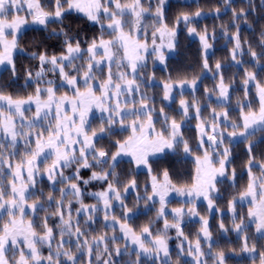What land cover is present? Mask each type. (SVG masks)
I'll return each mask as SVG.
<instances>
[{"label":"snow or ice","instance_id":"1","mask_svg":"<svg viewBox=\"0 0 264 264\" xmlns=\"http://www.w3.org/2000/svg\"><path fill=\"white\" fill-rule=\"evenodd\" d=\"M231 3L232 0H224L226 7H231ZM166 4L167 0H0V66L6 65L12 77L17 75L14 54L24 51L20 41L27 25L47 29L50 24H59L58 35L64 37L60 54L46 50L31 53L32 59L38 61L35 71L30 68L24 71L25 83L34 84L32 94L14 96L0 88V264H120L114 257L126 254L134 257L127 264H142L144 257L151 264H173L167 235L170 229L176 230L177 238H183L178 245L179 255L191 257L192 264H209V259L213 264H227L225 251L214 250L209 220L200 215L196 203L203 198L209 214L219 211L216 201L223 196L217 184L221 180L236 181L230 145L238 138L247 144L248 182L237 196L227 201L232 229L225 226L223 219L219 229L225 234L235 231L243 236L241 252H258L257 244L249 242L248 225L237 212V205L249 202L247 218L254 224L259 239L264 240V163H258L252 154V137L257 131L264 133V84L258 80L256 71L244 70V99L237 102L240 121L237 123L229 115L232 84L225 82L222 64L217 61L214 75L219 83L205 92L209 96L218 93L221 111L211 108V119H203L198 100L180 99L179 115L183 119L178 122L165 113L164 107L157 110L154 97L142 91L152 86L150 80H155L154 74L148 76L145 72L149 61L165 64L166 52L175 50L179 43L178 29L183 24L190 35L199 38L203 68L211 72L209 41L215 39L214 32L209 33L207 28L200 32L194 26L205 13L181 12L170 25L165 16ZM247 5V9L239 11L231 8L236 31L230 37L233 43L230 54L233 62L242 64L237 58L245 55L247 44V54L255 65L264 60V30L258 44L262 51L257 53L250 43L242 42L237 21H247L257 7L264 12V4L254 5L253 0H247ZM72 13H82L88 21L99 25L101 34L83 41L70 35L71 29L64 26V21ZM215 13L219 15L220 8ZM221 31L225 37L229 36L227 29L222 27ZM104 32L109 39L104 38ZM261 71L264 72V66ZM49 74H55L57 80L48 79ZM250 84L256 89L257 110H253L248 99ZM185 86L195 90L197 79L177 82L169 77L168 82L161 84V99L175 102L173 90ZM62 88L70 89L72 94L67 91L58 94ZM93 109L106 113L100 117L99 130L90 122ZM193 118L198 121L195 149L184 137V125ZM117 128L130 134L114 141L115 151L98 146L102 139L117 134ZM180 150L185 155L202 152V156H195V176L190 186L177 187L167 170L161 173L162 179L153 174L152 164L156 161L152 157ZM123 156H129V163L135 168L147 169L151 178L144 186L145 194H137V201L160 205L156 219L163 221V228L155 235L151 225L142 227L137 234L127 223L134 212L125 198L138 185L135 178L121 182L122 173L117 168ZM257 166L259 175L253 172ZM84 172L88 175H83ZM45 178L53 191L46 193L38 187ZM93 182L105 187L88 192ZM171 193L184 197L191 207L168 209ZM86 196L96 203L86 204ZM117 204L122 219L115 215ZM40 212L47 215L41 217ZM97 213H102L106 227L113 232L118 230L121 236L102 233L89 237L81 224H95ZM168 214L173 217L171 222ZM29 216L35 217L36 222ZM186 216L197 217L201 224L194 242L182 228ZM50 220L56 223L50 226ZM121 239L123 248L117 243ZM201 240L206 243L207 252ZM130 245L135 246L131 253ZM44 248L48 249L46 255ZM258 261L264 264V251L258 252Z\"/></svg>","mask_w":264,"mask_h":264},{"label":"trees","instance_id":"2","mask_svg":"<svg viewBox=\"0 0 264 264\" xmlns=\"http://www.w3.org/2000/svg\"><path fill=\"white\" fill-rule=\"evenodd\" d=\"M254 5L264 4V0H253ZM247 0H232L231 7H226L224 5V0H167L165 7V16L171 25L172 21L181 12H195L197 10L202 11L204 16L197 18L195 27L197 31L202 32L207 28L209 33H215V39L210 40L209 43L212 45V50L208 53V63L211 72L207 73V70L203 68V53L202 45L199 38L192 37L186 27L181 24L178 32V45L174 50V53L167 57V60L163 66L154 65L150 60L145 72L148 76L154 74L155 80L151 81V87L142 89L146 91L147 95L154 97L155 106L160 108L164 107L165 111L170 116H174L179 122L183 119L179 115L178 99L170 104H165L161 99L163 95L161 84L169 81V77L173 81H180L183 79L199 80L198 85L195 90H184L177 95L179 97H192L197 96L198 101H207V104L202 107L201 113L207 114L211 108H216V110H221L219 107V102L214 98L208 99L206 96L205 89L211 91L215 88L218 77H215V63L219 61L222 64L221 71L223 72L225 82L231 83L232 88L230 89V104L236 105L238 101H243L244 92L242 90V80L244 76V70L256 71L257 78L262 84H264V72L261 71V67L264 66V60H260L258 64L252 62V58L247 54V44H245V55L238 57L237 59L243 61L242 64H236L231 59L230 50L233 47V43L230 40L231 35L236 31L233 27V18L231 14V8H236L239 11L240 8L247 9ZM220 8V13L217 15L215 9ZM240 26V35L242 42L246 41L252 45L253 50L260 53L262 50L258 46L261 37V32L264 30V12H261L260 8L257 7L256 10L250 13L247 17V21L240 20L237 21ZM64 26L71 29L70 35L76 36L77 38L83 40H90L93 37H97L101 34L100 27L94 24L82 14V13H72L64 21ZM61 27L59 24H50L47 29L42 26H30L22 31V39L20 41V48L24 51H17L14 55L16 60L17 75L12 77L8 67H4L0 70V88L13 94L14 96L26 97L34 92V84L29 81L28 84L25 83L26 75L25 69L30 68L35 71L38 61L32 59L31 53L37 50H46L50 54H60L63 50V36L58 35V30ZM228 30L229 36L225 37L221 31V28ZM53 29L56 31L54 32ZM104 38L109 39L107 32H104ZM39 46V47H38ZM86 47V44L81 45ZM77 63H82V61H77ZM48 79L57 80L55 74H49ZM31 85V86H29ZM66 89V88H62ZM218 94V93H212ZM248 99L252 101L253 110H257L259 107L258 100L256 97V89L253 84L249 85V95ZM210 105V107H208ZM229 115L232 119H239V111L237 108H230ZM195 121L193 118L191 123H186L184 125V137L188 140L189 145L195 149L197 143L198 133L195 129ZM92 124L95 128L101 126V121L96 118L93 119ZM115 135H109L107 138L102 139L98 146L104 147L106 150L115 151L113 143L115 140L125 139L130 132L116 129ZM252 142L254 144L252 154L256 157L258 163H264V133L257 131L256 135L252 137ZM232 148V167L236 170V181L233 183L230 179L228 181L221 180L217 184L220 189V193L223 199H219L216 203L219 206V211L213 210L209 214L207 210V205L204 203H199L197 210L201 216L206 217L209 220V227L212 231L214 250L223 249L226 253L227 264H253L258 263V252L264 251V240L259 239L258 235L253 230L252 226L247 227L248 236L250 238V243L255 242L257 244L258 252L254 255L246 256L236 254L241 253V247L243 244V236L236 234L234 231H229L228 233H222L219 229V223L223 219L224 224L227 228L231 229L232 218L230 213H220V211L227 210V201L232 199V197L237 196L240 191L246 186L248 182V175L246 171V163L248 160L247 144L242 139L236 141L230 145ZM191 156H187L182 150L178 152L166 151L165 153L154 156L151 159L156 161L152 164L153 174L157 175L159 178L162 177L161 173L167 170L170 179L173 184L177 186L189 185L193 182L195 176V159L194 156H202L201 151H194ZM130 159H120V164L117 168L118 173H122L121 182L124 183L131 178H135L137 181L138 188L136 190H130L125 198V203L128 207L133 208L134 215L127 222L133 229L139 234L140 229L146 225H151L153 229V235L163 228V221L157 220V209L159 204H152L151 202H145L143 200L137 201V194L143 196L145 184L150 183V176L147 174V169L135 168L129 163ZM254 171H259L258 166L253 168ZM67 174V173H66ZM83 175L87 176L88 173L84 172ZM38 187L43 188L47 193L53 191L48 184L46 178L42 183H38ZM62 187V185H61ZM105 185L99 182H93V185L88 186L87 191H101ZM122 191V189H121ZM54 195L58 196L57 192H53ZM171 203L168 205L170 207H181L188 206L181 199L172 198ZM86 204L96 203L95 199L90 196L85 197ZM136 205V207H133ZM47 207V204H45ZM238 213L240 216H247V205L238 204ZM41 217L47 215L45 212H40ZM115 215L117 219L121 218V213L118 204L115 205ZM187 217V216H186ZM184 217V222L182 228L184 234L189 240L195 241L196 235L199 232L201 224L197 219H190ZM29 219L35 221V217L29 216ZM168 220L171 222L173 217L171 214L167 216ZM55 220H50L49 225L55 224ZM82 230H85L89 237L98 236L102 233H107L108 236L116 235L120 237L119 231L113 232L110 227H106L103 221L102 213L96 214V223L92 225H87L82 222ZM37 231L41 229L37 228ZM168 244L170 251L172 253L173 264L178 261L179 264H192V261L186 257V255H179L178 245L182 241L181 238H177V233L175 229H170L168 231ZM75 238H73L74 240ZM117 243L123 248V240H118ZM187 242H185V247ZM135 250H131L129 247V253ZM45 255L48 252L47 248L43 249ZM120 264H127L130 259H134L133 256L126 254L122 257H114ZM142 264H151L147 257L142 258ZM211 264V263H209Z\"/></svg>","mask_w":264,"mask_h":264},{"label":"rangeland","instance_id":"3","mask_svg":"<svg viewBox=\"0 0 264 264\" xmlns=\"http://www.w3.org/2000/svg\"><path fill=\"white\" fill-rule=\"evenodd\" d=\"M202 16H204V15H202ZM202 16H201V17H202ZM146 22H147V23H151V21H146ZM30 26H38V25H35V24H29V25H27L24 29H26V28H28V27H30ZM24 29H23V30H24ZM149 32H151V28H149ZM191 36L194 37V38H198L197 36H194V35H191ZM158 43H159V41H158ZM211 50H212V48L209 49L208 53H210ZM173 53H174V50L171 51V52H166V56L168 57V56L172 55ZM14 55H15V54H14ZM154 65L163 66L164 64H160V63L157 62V63H154ZM4 67H7V66H6V65H5V66H0V70H1L2 68H4ZM207 73H209V72L207 71ZM214 73H215V72H214ZM188 81H191V80H188ZM177 82H178V81H177ZM198 82H199V80H197V85H198ZM218 83H219V81L217 82V84H218ZM184 90H191V91H193V89H191V88L188 87V86H185L183 89L175 88V89L173 90L172 95L175 97V99H178V108L180 107V105H179V100H180V99H185V100H188L189 102H191V101L194 100V99H195V100H198L197 96H192V97H179L177 94L183 92ZM65 91H67L69 95L72 94V93H71V90H70V89H67V88H66V89H61V90H60V93H58V94H62V93L65 92ZM97 94H99V93H97ZM206 96H207L208 99H210V98H214L217 102H219V101L217 100V96H218V94H212L211 96H209V95L206 94ZM137 98H138V97H137ZM163 102H164L165 104H170V103H168V102H166V101H163ZM199 103H200V107H201V109H202V107L205 106V105L207 104V101H206V102H205V101H199ZM236 106H237V104H236V105H231L230 108H232V107L237 108ZM155 107H156V106H155ZM230 108H229V109H230ZM156 109L158 110L159 108L156 107ZM221 110H222V109H221ZM221 110H217V111H221ZM210 112H211V110H209L207 114H202V113H201L202 118H203V119H211ZM165 113H167V112L165 111ZM167 114H168V113H167ZM189 114L192 115V110H190V113H189ZM102 115H106V113H105V114H102V113L99 112L98 110L93 109V112L90 113V122H91V124H92L93 119H95V118H96L97 120L101 121L100 117H101ZM153 118L155 119V115H154ZM230 119L236 121L237 123L240 122L238 118L232 119V118L230 117ZM190 123H191V122H190ZM197 123H198V121L196 120V121H195V125H196ZM185 124H186V123H185ZM195 125H194V126H195ZM92 127H94L93 124H92ZM160 127H161V124L158 123V124H157V129H159ZM94 128H95V127H94ZM96 129L99 130V128H96ZM118 129H119V128H118ZM228 130L231 131V129H228ZM242 139H243V138H238V139L234 140L233 143L236 142V141L242 140ZM205 146L207 147V145H205ZM158 155H161V154H157L156 156H158ZM187 156H191V155H187ZM193 158L195 159V156H194ZM120 159H130V157H129V156H123V157L120 158ZM138 169H145V168H144V167H140V168H138ZM253 172H254L255 174L259 175V171H254V170H253ZM160 179H162V177H161ZM192 183H193V182H192ZM192 183H191V184H192ZM191 184H189L188 186H190ZM176 186H177V185H176ZM184 186H185V185H184ZM177 187H181V186H177ZM172 198H177V199H181V200L185 201V198H184V197L178 196V195H176L175 193H171V194L169 195V197H168L169 200L172 199ZM201 202L207 205V202H206L203 198H201V199L198 200L197 203H196V209H197L198 204L201 203ZM114 204H115V202H114ZM239 204L247 205V211H248V208L251 206L247 200H245V201H243V202H241V203H239ZM159 207H160V205L158 206V209H159ZM181 207L188 208V207H191V204H189L188 206H181ZM171 208H179V207H170V206H168V209H171ZM168 209H166V212L168 211ZM197 211H198V210H197ZM226 212H228V211H227V210L220 211V213H226ZM237 212H238V209H237ZM228 213H230V212H228ZM230 215H231V213H230ZM241 217H244L245 224H247L248 227H249V226H252V227H253V230L255 231L254 224H252V223L248 220L247 216L245 217L244 215H242ZM188 218L199 220L197 217H188ZM186 219H187V217H186ZM232 227H233V224H231V229H232ZM234 232H235V231H234ZM235 233L238 234L237 232H235ZM255 233H256V232H255ZM246 234L248 235V230H246ZM256 234H257V233H256ZM119 235L121 236V233H120V232H119ZM238 235H240V234H238ZM257 235H258V234H257ZM201 244H202V247L204 248L205 252H207L208 249H207V245H206V243H205L203 240H201ZM130 248H131V250H135V246L130 245ZM236 255H237V256H240V255L251 256V255H254V253L249 254V253L241 252L240 254H236ZM186 257H188V256H186ZM188 258L191 260V257H188ZM206 258H207V257H206ZM191 261H192V260H191ZM209 263L213 264V262H212L211 259H209ZM255 264H259V262H258V263H255Z\"/></svg>","mask_w":264,"mask_h":264}]
</instances>
